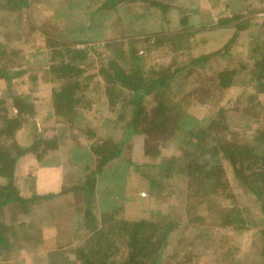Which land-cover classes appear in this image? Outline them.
Instances as JSON below:
<instances>
[{"label": "rangeland", "instance_id": "374dc122", "mask_svg": "<svg viewBox=\"0 0 264 264\" xmlns=\"http://www.w3.org/2000/svg\"><path fill=\"white\" fill-rule=\"evenodd\" d=\"M148 1L124 0L116 8L104 10L105 14L91 17L88 6L97 7L103 0H28L29 5L20 8L0 0V70H25L19 75L9 72L10 78L0 77V100L6 118L11 120L17 115L15 97H19L21 106V121L17 123L12 139L26 148L39 138H53L52 143L56 146L48 149L40 162L33 154L18 157L12 183L20 196L41 197L82 185L94 164L84 157L74 159L72 156H83L88 145L100 140L105 133L113 139L123 137L124 119L118 118L120 99L114 104L109 102L112 98L105 95L104 89L111 84L107 83L110 78L106 76L109 62L128 64L131 52L142 55L149 83L165 74L159 72L151 76L152 65H159V71L168 67L165 71L171 72L189 65L183 73L174 75V81L170 83L174 86L173 91L163 90L161 99L167 104L168 101L180 102L185 98L181 91L199 84L204 87L200 98L207 97L209 85L218 72H228L227 86L217 87L206 99H196L187 107L195 121H202L210 112L222 109L224 115L230 117L227 122L241 128L255 125L251 114H256L264 124L262 110L255 111L247 106L252 86L264 80V74L260 75L264 67L256 65L262 61L260 41H264V0H153L156 4L166 5L165 11L158 6L150 7ZM58 10L62 28L52 34L50 28L56 24L52 17ZM182 19H186V24L180 23ZM68 20L73 21L68 24ZM222 20L227 23L225 26L220 23ZM72 29L73 32L68 31ZM46 33L58 41L50 39ZM178 35L183 37L185 49H178L177 40H170ZM161 37L168 42L152 44ZM56 41L67 43L58 44L56 51L50 53L49 45ZM107 41H114L116 45L104 49ZM129 41H133V46L128 44ZM189 42L192 47L187 49ZM68 43L75 49L87 51V57L81 63L84 71L72 75L70 80L71 84L76 80L80 82V88L73 95L78 107L76 110L73 107L68 114L74 118L72 123L60 121L51 102L53 87L49 84L54 83L56 87L63 80L50 82L51 74L37 72L46 66L48 70L52 69L50 65L58 67ZM222 79L215 82L220 83ZM255 96L264 108V93ZM151 99L147 96L144 102L148 104ZM24 103L32 104L31 113L21 105ZM85 105L88 108L84 110ZM153 107L154 103L149 106ZM177 118L179 123L184 122ZM85 124L89 126L87 131L94 133L82 132L80 128ZM168 124L165 134L161 131L154 136L141 133L130 137L129 162L119 165L123 174L120 179H112L106 170L95 178L92 211L96 224L100 226L103 213L105 217L112 213L115 218L129 222L161 218L177 224L165 241L159 264H264L261 201L238 185L226 160H221L220 164L227 186L212 196V209L207 208V201L195 208L182 206L186 187L184 175H171L167 187L149 192L144 175L157 177L160 171H153L154 168L149 166L141 172L142 164H159L167 157L180 156L182 147L187 145L185 135L178 134L180 124L174 129H171L173 123ZM175 132V136L171 135ZM73 139H78L81 142L78 147L84 149L76 151ZM144 144L147 146L145 153ZM12 152L15 154V150ZM5 183L6 179L0 176V185ZM84 205L85 194L73 192L46 201L37 200L28 208L6 204L0 211V233L6 236L12 249L9 256L1 255L0 263L66 264L59 258L49 261L48 253L59 250L63 252L61 256L71 260L67 264H79L72 250L81 243L82 237L90 234L79 222H84ZM234 208H240L242 213L233 216L230 209ZM182 213L190 217V221L181 222L177 216Z\"/></svg>", "mask_w": 264, "mask_h": 264}, {"label": "trees", "instance_id": "16d2710c", "mask_svg": "<svg viewBox=\"0 0 264 264\" xmlns=\"http://www.w3.org/2000/svg\"><path fill=\"white\" fill-rule=\"evenodd\" d=\"M123 1L124 0H103L102 4L97 7L88 6L90 9L89 16L99 17L101 13L104 12L105 14L104 10H112ZM7 2H12L13 8L29 5L28 0H7ZM148 3L150 7H161L162 11L167 9L166 5L156 4L153 0H149ZM228 21L229 20L226 22ZM180 23L182 25L186 24V19H182ZM220 23L224 26L227 24L223 20ZM164 38L165 37L157 38L154 41L155 43L152 44L168 42ZM171 38L170 40H177L176 47L178 49L184 47V39L181 35ZM50 39L53 40V38ZM257 39L259 40V38ZM111 42L113 43L107 41L103 48L109 49L113 44L116 45V42ZM260 42L262 43V47L260 48L262 61L256 65L261 64V68H263L264 41L261 40ZM65 43L67 42H52L50 45L47 44V47L49 45L50 53H53L58 48V44ZM128 44L133 46L134 43L133 41H129ZM188 44L189 46L187 49H190L192 47V42ZM226 47L227 45L224 46V48ZM64 52L58 67L57 65L49 66V68H52L50 69L51 81L56 79L60 81L63 80L59 82L56 87L51 89L50 96L53 110L57 118H60V121L69 123L74 118L69 117L70 115L68 114L73 107L75 110L78 107V105L75 104L77 99L74 98L73 95L80 88V82L78 80L73 84L70 83V80L72 75L77 76L84 71L81 63L86 59L87 51L86 49H75L73 44L68 43L67 47L64 48ZM142 59V55L137 54L136 51L131 52L128 64L119 65L116 61L109 62V70L106 72V76L110 79L106 78V80L108 79L109 81L107 83L111 84L109 85L110 87H105L106 89H104V92L106 96L112 98L109 102L113 104L117 103L116 101H118V98L120 99V102H118L121 108L118 114L120 111L121 112L118 118L120 120L124 119L123 137L113 139L109 134L105 133L101 136L100 140L97 139V141L95 140L88 145L87 149L83 152V156L78 154L73 155L72 157L74 159L86 158L88 162L94 164V169H90L89 177L86 178V181H84L82 185L66 188L63 192L48 194L41 197L34 195L29 198H24L18 194V190L12 183L13 172L15 170L14 166L18 157L26 153L33 154L35 160L40 162L42 160V155L44 156L45 152L48 153V149H55L56 146L52 143L53 138H39L26 148L20 147L12 139L14 134L13 131L17 123L19 120L21 121V106L19 105L20 101L18 102L19 97L13 99L17 106V115L11 120L6 118L0 100V176L6 179V183L0 185V211L6 204L15 203L24 206V208H28L35 204L37 200L40 202L42 200L46 201L70 192L76 193V195L79 193L85 194V205L83 208L84 222H79L90 234L84 239L82 237L81 243L72 250L74 258L80 262L79 264H159L160 253L164 247L165 241L177 224L161 218L160 220L141 219L129 222L115 218V216L111 215L112 213H107L108 216L105 217V213H103L99 226V224L97 225L95 222L92 204L95 178H97V175H102L106 170V172H110L112 179H118L123 176L119 165H123L122 162L124 161L129 162L127 152L131 144L130 137L141 133L154 136L161 131L165 134V132H167V126L169 125L168 122L173 123L171 129H174L177 124H180L178 128V131L179 129L180 131L178 134L182 133L185 135L187 138V145L182 147L180 156L167 157L159 164H150L151 162L142 164L140 168L141 172L149 166L154 168L153 171L156 169L160 171V175L157 177L152 175L149 176L148 174L144 175L146 187L149 192L152 190L160 191L162 187H167V180L171 175H184L186 178V187L183 190L184 192L182 191L184 194L182 206L185 205L190 209L207 201L209 202L207 208L212 209L214 202L212 196H215L227 186L222 175L223 171L220 164L221 160H226L232 169V174L238 185L248 193L254 195L256 200L261 201V208L264 214V124H262L256 114H251L254 117L255 125L251 128H241L238 124L235 125L231 124V122H227L230 117L225 116L222 109H218L217 112L214 113L210 112L206 119L197 122L194 116L187 111V107L193 102H196V99L199 101L202 99L204 100L208 95L210 96V92H213L217 87L227 86L228 72L225 70L218 72L215 80H212L209 85L207 97L205 92L204 98H200L204 87L199 84L180 92L184 95L185 100L183 99L180 102L168 101L167 104L161 99V97L163 98L164 96L163 90L168 89L173 91L174 86H171L170 83L174 81V75L183 73L184 69L189 65L180 66L172 72L165 71L168 67H162L161 70L164 71H159V65H152L149 69L151 76L159 74V72L165 74L158 76L153 83H149L148 76L145 75L144 69L146 68H143ZM87 65L88 63L86 66ZM263 70H261V76L264 74L262 72ZM14 71L15 70L12 68L9 71L0 70V77L10 78L9 72L19 75L25 70ZM220 78H223L221 82L216 83V80ZM252 89L253 91L250 92L249 96L251 100L247 106H250V108L255 111L262 110V113H264V108L261 103L255 100V94L259 95L264 93V80L263 82L260 80L256 82L252 86ZM147 96L152 97L148 104L144 102ZM153 103L154 107L149 108ZM21 105L26 107V112H32V104L27 105L24 103ZM261 106L263 109H261ZM87 108L88 107L85 105L84 110ZM180 112L182 113L179 114ZM247 113L249 114L248 108ZM83 116L85 117L84 114ZM177 117L183 119L184 122L179 123ZM82 126L83 128H80L82 132L94 133V131L91 130L87 131L89 130V126L86 127V124ZM110 132L111 131L108 130V133ZM176 133L177 132L171 133V135L175 136ZM168 135H170V132H168ZM161 139L165 141V138ZM73 140L75 150L77 151V149H80L78 145L81 142H79L78 139ZM83 149L84 148L80 150ZM146 149L147 146L144 144L143 152ZM12 150H15V154H13ZM155 152L156 151H154V153ZM154 153H152V155ZM214 211H218V209H214ZM230 211L233 216L242 213L240 208L230 209ZM177 217L181 222L186 219L190 221V217L184 213ZM89 222H91V224H89ZM11 249L12 246L8 242L6 236L0 233V257L1 255L9 256V251ZM48 254L50 256L49 261L55 258H59L60 261L65 260L66 264L67 261H71L70 259L67 260L66 256H61L63 252L59 250L49 252ZM3 259H6V256H4Z\"/></svg>", "mask_w": 264, "mask_h": 264}, {"label": "crops", "instance_id": "0c3cea01", "mask_svg": "<svg viewBox=\"0 0 264 264\" xmlns=\"http://www.w3.org/2000/svg\"><path fill=\"white\" fill-rule=\"evenodd\" d=\"M36 6H37V4H36ZM92 8V7H91ZM59 9H61V8H59ZM63 9V8H62ZM66 11V10H65ZM60 14V11L58 10V12H57V15L56 16H53L52 17V19H54L55 21H56V24H53L54 26H53V28L51 27L50 28V30H51V32L50 33H55L58 29H61L60 28V26H59V22H60V20H59V15ZM72 21L73 20H68V21H66V23H68V24H71L72 23ZM68 31H71V32H73V29L72 30H68ZM74 32H77L76 30L74 31ZM46 34H48V33H46ZM52 34H48V36H49V38H53V36H52ZM53 39H55V40H58V39H56V38H53ZM42 46V44H40V46L39 47H41ZM45 48H47V50H48V47H47V45H46V47ZM39 50H41V48L39 49ZM42 52H47L46 50H43ZM42 55V54H41ZM43 63H45V62H43ZM37 72H40L41 73V75H49L50 74V69L48 70V68H47V66L44 68V69H39ZM39 76V75H38ZM42 78V77H41ZM38 79H40V77L38 78ZM50 80V79H49ZM38 82H40L39 80H38ZM50 82H51V80H50ZM53 82V81H52ZM49 85H51V87H55V85H54V83H51V84H49ZM52 85H54V86H52ZM99 176H101L100 174L99 175H97V178L99 177Z\"/></svg>", "mask_w": 264, "mask_h": 264}]
</instances>
